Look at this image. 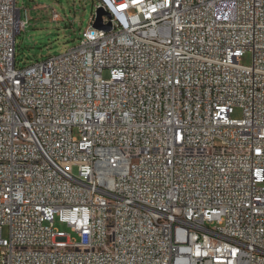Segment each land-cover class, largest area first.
I'll use <instances>...</instances> for the list:
<instances>
[{
	"label": "built area",
	"instance_id": "obj_1",
	"mask_svg": "<svg viewBox=\"0 0 264 264\" xmlns=\"http://www.w3.org/2000/svg\"><path fill=\"white\" fill-rule=\"evenodd\" d=\"M97 1L18 67L0 0V264H264V0Z\"/></svg>",
	"mask_w": 264,
	"mask_h": 264
},
{
	"label": "rangeland",
	"instance_id": "obj_2",
	"mask_svg": "<svg viewBox=\"0 0 264 264\" xmlns=\"http://www.w3.org/2000/svg\"><path fill=\"white\" fill-rule=\"evenodd\" d=\"M97 0H16V7L28 11L29 23L16 38V62L18 67H26L41 62L49 56H55L77 46L80 33L86 30L91 22ZM53 12L60 20L52 19ZM252 56L247 53L243 64L249 65ZM105 79L108 75L105 73ZM242 111L236 109L233 119H241ZM55 229L71 235V229L57 219ZM8 236V231H3Z\"/></svg>",
	"mask_w": 264,
	"mask_h": 264
},
{
	"label": "water",
	"instance_id": "obj_3",
	"mask_svg": "<svg viewBox=\"0 0 264 264\" xmlns=\"http://www.w3.org/2000/svg\"><path fill=\"white\" fill-rule=\"evenodd\" d=\"M107 16L108 18H111L109 13H106L103 9H98L97 10V19L96 22L94 23V28L99 29V30H105L106 32L111 31V24L109 23L108 25H103V17Z\"/></svg>",
	"mask_w": 264,
	"mask_h": 264
}]
</instances>
